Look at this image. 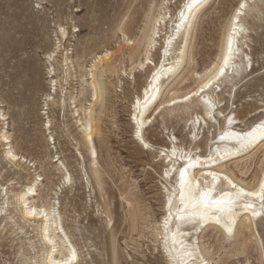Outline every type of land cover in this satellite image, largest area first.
Listing matches in <instances>:
<instances>
[{
    "label": "rangeland",
    "instance_id": "obj_1",
    "mask_svg": "<svg viewBox=\"0 0 264 264\" xmlns=\"http://www.w3.org/2000/svg\"><path fill=\"white\" fill-rule=\"evenodd\" d=\"M171 2V13L175 16L183 0ZM236 2L214 0L204 10V16L193 33L195 59L190 66H186L183 74L186 77L174 85L178 89L196 85L194 78L197 73L194 70L201 71L207 59L212 62L214 55L211 56V51H219L229 13ZM132 3V0H0V97L4 101V106L0 108L7 112L6 122L15 147L32 160L30 164L25 162L23 166L17 167L3 158L4 147L0 142V195L3 189L1 183L10 190L21 192L32 179L43 177L44 180L39 181L41 194L43 197L48 193L52 196L51 189L54 190L63 179L62 172L55 167L59 162L55 160H63L72 173V183L61 184L54 198L60 207L66 231L79 251L80 264H112L110 245L113 237L117 240L119 264H167L161 250L154 249L150 239L140 237L141 220L139 229L131 231L129 208L122 200V194L132 190L142 198L145 206H149L148 209L144 206L148 214H152L155 219L162 216L164 187L161 175L165 166L160 162L163 160L157 156V146L143 150L133 143V127L129 119L131 101L147 83L149 72L137 71L136 79L110 73L102 76L107 93L103 102L94 107L100 125L95 141L102 183L98 180L97 167L91 162L69 102V96L77 95L81 88V82L76 77V73L79 74L81 70L78 63L88 68L94 53H100L105 48L116 50L123 45L127 47L122 35L117 33V27L121 21L134 18L136 4ZM261 16L262 21L255 25H252L251 14L245 16L251 28L248 42L256 62L255 72L238 83L236 95L233 92L230 96V85L224 87V92L217 93L224 99V107H228L224 111L226 114L234 110H252L249 116L243 118L244 122L257 119L264 105V10ZM140 19H137V27L143 24V19ZM57 24L66 26L71 33L69 43L76 67L72 69L70 83L63 82L68 87L66 101L61 102L62 106L50 104L46 110L48 113L43 114L46 105L42 96L49 85L45 53L54 44ZM130 36L134 35L131 33ZM161 42L155 51L154 62L159 60ZM116 54V64H119L121 52ZM122 61L129 70V62L126 59ZM84 95L82 97H87V102L83 101L89 104V92ZM196 110H201V107ZM222 114L201 132L203 151L209 149L208 138L211 139L220 131ZM49 119L55 144H49V133L43 128V122ZM189 124L182 119L181 113H164L151 123L146 137L154 144H166L170 141L168 134L175 132L178 139L183 141L189 131ZM78 151L82 152L84 159ZM3 202L1 195L0 213ZM13 215L15 219L21 220L18 210L13 211ZM4 225L5 222L0 225V264H20L19 250L27 253L31 251L35 255L29 244V236L34 232L25 235L13 222L12 230L11 225L6 228ZM259 230L264 242V222L259 223ZM261 250L264 259V248ZM244 258V255L232 257L225 264H243ZM256 258L255 251L250 253L249 263L257 264Z\"/></svg>",
    "mask_w": 264,
    "mask_h": 264
},
{
    "label": "bare ground",
    "instance_id": "obj_2",
    "mask_svg": "<svg viewBox=\"0 0 264 264\" xmlns=\"http://www.w3.org/2000/svg\"><path fill=\"white\" fill-rule=\"evenodd\" d=\"M236 1L229 13L221 44L218 43L219 51L212 50L211 56L214 55L212 62L207 59L201 71L194 70V73H197V77L194 78L196 85H189L181 89L174 86L186 77V75L183 77L184 70L195 59L194 44H192L194 29L202 20L204 10L209 8L214 0H199V6L191 12L184 7L185 4L190 3V0H183V5L177 10L175 16L171 13V0H132L136 4L134 18L121 21L117 27V33L122 35L127 47L119 45L120 48L116 50L105 48L100 53H94L88 68L86 65L78 63L81 70L79 74L76 73V77L81 82V88L77 91V95L69 96L75 123L82 133L91 162L93 166L97 167L98 180L102 183L104 181L98 167L99 153L95 141V135L99 131L100 125L94 109L98 103L103 102L107 93L102 76L110 73L120 77L129 76V79L132 76L131 79H136L137 71L149 72L147 83L131 101L129 119L133 127V143L143 150L146 148L145 144L148 145V148L157 146V156L163 160L160 162L165 166L161 175L164 187L161 206L162 216L160 219H155L152 214H148L145 208L148 209L149 206H145L142 198L132 190L122 194V200L129 208L128 217L131 223V231L139 229L138 225L141 220L140 237L150 239L154 249L161 250L167 264L170 260L168 249L172 246L173 239L172 234L168 233L166 245L163 238L165 236L163 221L168 211L167 201L173 198V195V215H180L175 205L180 203L179 193L182 187L185 194H187L188 184L195 188L199 183L201 190H210L215 187L216 191L213 192V198L219 199L221 189L224 192H231L233 196L241 188L245 192H258L259 182L264 181V142H262L264 138H258L255 143L245 147H241L231 137L219 139L225 132L249 131V125L255 126L264 120V116L261 115L264 112V105L260 109V116L257 119L244 122L243 118L249 116L252 110H234L226 114L224 111L228 107H224L226 104H223L224 99L217 95L219 92H224V87L229 85L230 96L233 95V92L236 95L238 83L246 80L256 70V62L248 42L251 39L250 23L246 21L245 16L246 14L252 15V25L262 21L261 13L264 10V0ZM241 4H244L245 7L241 8ZM182 8L185 10L183 21L179 16ZM237 12L240 13L239 16H237ZM140 18L143 19V24L137 27L136 23ZM61 28L64 29L63 33L59 31ZM74 28L78 30L75 25ZM136 29L137 33H135ZM54 32L55 37H52L54 44L45 53L48 63L46 73L49 85L42 96L46 105H44L45 112L43 114L48 113L46 110L50 108V104L62 106L61 102L66 101L65 94L68 92L66 91L68 87L64 83H70L72 69L76 67L73 49L69 43L70 31L66 26L57 24ZM130 32L134 36L131 37ZM229 36L232 39L233 55L226 68V74L221 78L216 88L211 91L205 89L201 92L202 84L207 83L208 79L215 82V75L210 74V70L218 62L223 64V56L227 54ZM159 41H162L159 49V60L154 62L153 57L158 49ZM118 51L121 52V59L119 64H116ZM122 59L129 62V70L123 66L125 60L122 61ZM218 71V69L215 70L216 73ZM87 92L91 97L89 104H85L83 101L86 100L87 102V97L84 99L82 97ZM146 92L147 103L145 101ZM197 93L199 96L196 95ZM3 102L0 97V107L4 106ZM41 105L43 107L42 103ZM161 105L164 107L162 108ZM197 107H201V110H196ZM192 109L194 110L192 111ZM242 111L245 112L244 115ZM173 112L181 113V117L187 125L190 122L186 138L180 141L176 133L172 132L168 134L170 138L168 144L152 143L149 137H146L147 130L152 126L151 123L164 113ZM221 113H223V125L216 136L211 139L208 138L207 146L209 149L203 151L200 140L201 132L205 131L206 126L210 127V124L215 119L217 120ZM228 117L232 118L231 125H229ZM7 119L6 110L0 108V142L4 147L3 158L17 167L23 166L25 162L32 163L31 158L15 147L12 133L9 125H7L8 122H6ZM51 127L50 119L43 122L44 130L49 133V144H55V138L51 135ZM138 130L141 132L140 137L137 136ZM174 137L175 139H173ZM257 141L258 144H256ZM9 149L11 155L16 159L9 157ZM78 152L84 159L85 156L82 152ZM55 162H59L55 167L62 172L63 179L54 190L51 189L53 191L51 192L52 196L50 193L45 197L41 194L39 181H43V177L32 179L21 192L10 190L9 187H5L4 183H1L4 206L1 208L0 225L5 222L6 228L13 222L21 231L20 233L23 232L25 235L31 232L35 233L29 236V244L35 255H32L31 251L27 253L19 250L20 264H80L79 251L66 231L60 207L57 206L54 198V195L58 194L61 184L67 183L69 185L72 183V173L60 158L56 159ZM184 169L186 172L182 183L180 171ZM165 171L169 173L168 176L164 175ZM229 181L236 185V189H232ZM166 188L168 191H165ZM247 202L254 204L257 213L264 214V207L261 206L258 197H249ZM5 204L7 205L5 206ZM10 205H12L11 209ZM8 210H11L9 215ZM15 210L21 213L20 221L15 219V215H13ZM33 210L36 212L35 215L30 214ZM219 215L221 216L219 222L210 219L196 231H193L190 225L181 224L179 232L175 236L174 253L179 252L180 244L184 243L193 249V256L196 257L197 264H203V261H209L210 264H225L232 257L239 255L245 256L243 264H250L249 254L255 251L257 264H262L264 259L261 250L263 249L261 248L262 234L259 230V223L264 221L261 220V216L253 215L252 211L245 209L243 202L235 207L231 217L223 213H219ZM168 219L171 221L172 217H168ZM172 227L175 232V226ZM229 227L232 229L231 233L228 232ZM12 229L11 225L10 230ZM22 247L23 245H21ZM110 251L112 264H119L120 256L117 240L114 237L111 241ZM176 259L179 260L180 256L177 255ZM184 259L190 258L185 257Z\"/></svg>",
    "mask_w": 264,
    "mask_h": 264
},
{
    "label": "snow or ice",
    "instance_id": "obj_3",
    "mask_svg": "<svg viewBox=\"0 0 264 264\" xmlns=\"http://www.w3.org/2000/svg\"><path fill=\"white\" fill-rule=\"evenodd\" d=\"M199 6V0H190V3L185 4V8L188 9L189 12H191L195 7ZM36 7H39V5H36ZM241 8L245 7L244 4L240 5ZM240 13L237 12V16H239ZM179 16L181 20L183 21L185 18V10L184 8L181 9ZM60 33H63L64 29L61 28ZM235 31V29H233ZM233 55V49H232V39L231 36H229L228 39V47H227V54L223 56V64L221 65L219 62L215 65H213V69L210 70V74L215 75V82H213L212 79H208L207 83L202 84L201 92H203L205 89H208L209 91L216 88V86L220 83V80L222 77L226 74V68L229 65V61L232 58ZM218 69V73L215 72V70ZM199 96V93L196 94ZM154 99V97H153ZM187 99V97H186ZM145 101L147 103V92L145 95ZM137 104H139V101H137ZM163 108L164 106L161 105ZM214 107V105H212ZM159 111V109H157ZM262 116H264V112L261 113ZM229 125L232 123V118L228 117ZM250 130L249 131H241L240 133L236 132H225L224 135L220 136L219 139L223 140L226 137H231L236 140L237 144H239L241 147H245L248 144H253L256 142L258 138H264V120H261L260 123L256 124L255 126L249 125ZM137 136H141V132L137 131ZM91 139V137H89ZM175 139V137L173 138ZM264 142V140H262ZM146 148L148 147L147 144L144 145ZM173 154H175L173 152ZM9 157L11 159H16V157L11 155V150L9 149ZM186 169L180 171L181 181L183 183L184 177H185ZM168 172L165 171L164 175L168 176ZM227 179V177H225ZM231 184L232 189H236V185L229 181ZM187 194H185V191L183 190V187L180 190V203L178 205H175L180 213V215H173L172 208L174 206V195L173 198H170L167 201L168 204V211L167 215L165 216V219L163 221L164 225V233L165 236L163 237L165 240V243L167 245V234H172L173 244L168 249L170 260L169 264H197L196 257L193 256V249H191L189 246L185 245L184 243L180 244V250L179 252L174 253L175 249V236L177 232H179L181 224L184 225H190L193 231L198 230L203 224L208 222L210 219H215L217 222L220 221L221 216L219 213H223L226 216L231 217L233 214V211L235 207L243 202V206L245 209L252 211L253 215H260L261 220L264 221V214L257 213L255 211V207L253 203H249L248 198L249 197H258L261 206L264 207V181L259 182V191H252V192H245L242 188L238 191H236L235 195L231 192H224L223 189L220 190L221 197L219 199L213 198V192L216 191L215 187L212 189H204L201 190L199 187V183L195 188L191 186V184H188L187 186ZM165 191H168L166 188ZM182 205V207H181ZM31 215H35L36 212L33 210ZM168 217H172V220L169 221ZM175 226L176 231H173V227ZM232 229L231 227L228 228V232L231 233ZM261 248H264V242L261 244ZM179 255L180 259L177 260L176 256ZM185 257L190 259H184ZM203 264H210L209 261H203Z\"/></svg>",
    "mask_w": 264,
    "mask_h": 264
}]
</instances>
